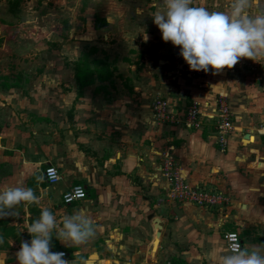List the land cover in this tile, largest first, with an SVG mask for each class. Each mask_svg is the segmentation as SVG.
<instances>
[{
    "label": "crops",
    "instance_id": "obj_1",
    "mask_svg": "<svg viewBox=\"0 0 264 264\" xmlns=\"http://www.w3.org/2000/svg\"><path fill=\"white\" fill-rule=\"evenodd\" d=\"M157 2L0 0V29L12 19L53 18L51 33L68 41L61 53L73 61L50 63L57 72L52 87L69 82L70 91L35 96L27 106L40 125L32 144L19 140V128L0 126L6 129L0 131V187H31L39 197L38 204L16 206L18 215L0 216V264H18L15 253L22 240H31L27 227L42 208L51 209L58 227L65 215L81 209L99 226L85 244L53 236L50 251H65L71 264H217L228 231L238 232L243 246L264 243V57L241 58L215 75H187L180 47L164 42L153 23ZM194 3L230 10V0ZM257 5L264 8V0ZM95 18L107 24L95 26ZM89 47L97 49L89 58H107L113 75L78 95L74 63ZM15 78L6 82L19 86L9 89L0 80V107L10 103L9 93L17 97L23 90L20 74ZM219 94L231 110L226 146L215 116ZM159 98L172 120L154 116L152 103ZM193 103L201 112L199 128L187 127L183 118ZM166 157L189 186L217 191L225 201L203 206L171 199L162 167ZM48 165L58 169L59 181H46ZM77 184L86 198L65 205L64 192Z\"/></svg>",
    "mask_w": 264,
    "mask_h": 264
},
{
    "label": "clouds",
    "instance_id": "obj_2",
    "mask_svg": "<svg viewBox=\"0 0 264 264\" xmlns=\"http://www.w3.org/2000/svg\"><path fill=\"white\" fill-rule=\"evenodd\" d=\"M257 0H230V10H209L194 0H158L150 13L164 42L180 47L190 70L219 74L233 68L241 58L264 57V8ZM149 36L144 34V41ZM42 179V177H41ZM39 203L31 187H0V216L18 215L21 203ZM57 226L50 208H42L27 227L31 240H22L15 253L18 264H71L64 252L50 251L53 236L76 245L96 235L98 225L83 209L65 215ZM217 264H264V243L244 245L230 242L220 249Z\"/></svg>",
    "mask_w": 264,
    "mask_h": 264
},
{
    "label": "rangeland",
    "instance_id": "obj_3",
    "mask_svg": "<svg viewBox=\"0 0 264 264\" xmlns=\"http://www.w3.org/2000/svg\"><path fill=\"white\" fill-rule=\"evenodd\" d=\"M20 19L22 21L12 19L14 23L4 24L3 29H0V32L1 30L4 32L3 36L0 33L2 36L0 37V72L8 74L12 81L16 80L15 77L20 74V80L23 83V90L15 93L18 96L15 97L13 93H9L10 103L5 102L0 107L2 110L0 126H6L5 128H10V131L11 128H19L21 131L19 140L25 137V142L32 144L31 140L34 139L32 131L34 128H40V125L37 119L32 118V111H29L27 106H30L29 102L34 104L35 96L49 99L50 95L70 91L69 82L58 89L52 87L55 84L57 72L52 70L50 63L69 64L73 61H67V56L61 53L62 45L68 41L60 40L58 36L51 33L53 18ZM34 32L36 38L33 39ZM61 74L63 80L69 78L66 71ZM43 123L48 124L49 120ZM5 128L0 131H6Z\"/></svg>",
    "mask_w": 264,
    "mask_h": 264
},
{
    "label": "built area",
    "instance_id": "obj_4",
    "mask_svg": "<svg viewBox=\"0 0 264 264\" xmlns=\"http://www.w3.org/2000/svg\"><path fill=\"white\" fill-rule=\"evenodd\" d=\"M187 75L191 76H202L206 74L204 71H194L190 70L189 67L185 68ZM154 116L160 120H172L174 115L169 112L167 105L163 99H154L153 103ZM231 110L228 106L226 98L224 95L218 96L216 99V112L215 116L218 119V130L220 133V143L222 146H226V140L224 134L232 128V123L230 119ZM184 122L189 128H199L201 126V112L199 110L198 103H193L187 109L185 114ZM164 176L167 178L170 184V198L179 201H189L196 205L203 206H214L221 204L225 201V198L221 193L206 189L200 186H189L180 172L175 169L174 163L170 157H166L163 162ZM44 176L48 183H55L60 179V173L55 166L48 165L44 170ZM87 192L83 185L77 184L70 187L64 192L62 196V201L65 205L71 204L74 201L85 199ZM226 245L230 242H237L243 246L239 233L236 231H228L224 235ZM53 252H64L65 257L67 253L63 250L53 251Z\"/></svg>",
    "mask_w": 264,
    "mask_h": 264
},
{
    "label": "trees",
    "instance_id": "obj_5",
    "mask_svg": "<svg viewBox=\"0 0 264 264\" xmlns=\"http://www.w3.org/2000/svg\"><path fill=\"white\" fill-rule=\"evenodd\" d=\"M106 24L107 21L104 18H95V26H105ZM96 52L97 49L95 47H89L88 52H84L74 63V77L77 85L78 95L82 94L84 87L90 85L95 80H98L100 82L107 81L111 79L113 75V72L109 68L107 58H89L90 55H93ZM0 80L4 81L1 82V86L5 89L19 86L18 81L12 83L6 82L10 80L7 76H0Z\"/></svg>",
    "mask_w": 264,
    "mask_h": 264
},
{
    "label": "water",
    "instance_id": "obj_6",
    "mask_svg": "<svg viewBox=\"0 0 264 264\" xmlns=\"http://www.w3.org/2000/svg\"><path fill=\"white\" fill-rule=\"evenodd\" d=\"M250 138H251V136L249 133L245 134V139H250ZM161 231H162V229L160 227L157 228L156 235H155V244L158 243V241H159V238L161 236Z\"/></svg>",
    "mask_w": 264,
    "mask_h": 264
}]
</instances>
